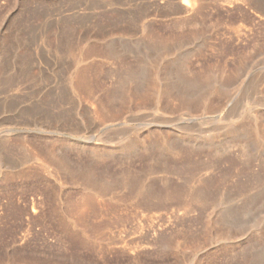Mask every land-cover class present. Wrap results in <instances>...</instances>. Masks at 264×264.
Listing matches in <instances>:
<instances>
[{
  "label": "rangeland",
  "instance_id": "374dc122",
  "mask_svg": "<svg viewBox=\"0 0 264 264\" xmlns=\"http://www.w3.org/2000/svg\"><path fill=\"white\" fill-rule=\"evenodd\" d=\"M181 1L0 0V264H264V0Z\"/></svg>",
  "mask_w": 264,
  "mask_h": 264
},
{
  "label": "bare ground",
  "instance_id": "6f19581e",
  "mask_svg": "<svg viewBox=\"0 0 264 264\" xmlns=\"http://www.w3.org/2000/svg\"><path fill=\"white\" fill-rule=\"evenodd\" d=\"M190 2H191V0H190ZM191 3H193V2H191ZM181 6H183L184 8H189V0H183V1H181ZM182 9V8H181ZM194 9V8H193ZM184 11H185V9H184Z\"/></svg>",
  "mask_w": 264,
  "mask_h": 264
}]
</instances>
